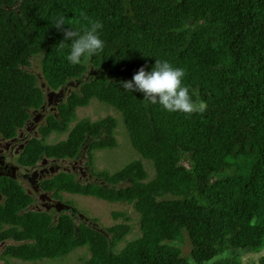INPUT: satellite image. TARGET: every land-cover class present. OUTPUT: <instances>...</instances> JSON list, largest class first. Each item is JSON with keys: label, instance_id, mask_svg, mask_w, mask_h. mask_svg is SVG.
Instances as JSON below:
<instances>
[{"label": "trees", "instance_id": "trees-1", "mask_svg": "<svg viewBox=\"0 0 264 264\" xmlns=\"http://www.w3.org/2000/svg\"><path fill=\"white\" fill-rule=\"evenodd\" d=\"M58 13L76 30L91 20L101 22L104 48L89 58L91 66L115 69L130 80L141 66L147 71L155 59H166L184 70L182 83L205 108L169 112L103 74L71 91L58 116L47 117L41 138L29 140L18 163L33 166L42 156L73 159L88 138H96L89 157L94 149L115 146L113 116L79 120L65 140L45 143L51 132H65L76 107L92 98L115 107L132 145L153 162V178L136 159L112 174L94 173L106 185L81 183L62 171L39 186L53 190L57 199L64 191L129 203L139 215L141 234L116 250L129 224L101 230L77 224L66 213L55 220L51 212L28 209L33 197L16 179L2 176L0 244L10 241L1 254L3 264L9 257L54 259L83 246L90 256L81 264H243L242 255L259 252L264 246V0H0V134L5 139L14 138L30 110L45 101L36 75L25 70L32 56L42 54V72L53 90L88 70L85 62H66L68 44L61 49L57 42L69 26H52ZM182 154L189 155V166ZM122 182L127 185L118 186ZM185 242L190 249L184 254ZM253 264H264V255Z\"/></svg>", "mask_w": 264, "mask_h": 264}, {"label": "rangeland", "instance_id": "rangeland-1", "mask_svg": "<svg viewBox=\"0 0 264 264\" xmlns=\"http://www.w3.org/2000/svg\"><path fill=\"white\" fill-rule=\"evenodd\" d=\"M192 22H187L186 26H192ZM42 54L32 56L30 65L25 67V70L33 73L37 77V84L40 86L45 95V101L41 108L30 110V120L26 123L24 128L20 129L18 134L12 139H5L0 134V177L10 176L16 179L25 190L33 195L35 202L28 209L51 212L55 220L61 213L71 215L77 224L88 223L96 225V228L110 227L116 223H127L131 226L128 234L121 240L116 250L125 246L128 241H131L140 236L139 215L134 209V206L125 202L104 201L93 196H84L69 192H60V199L55 198L53 190H43L39 184L45 180L52 178L59 172H67L73 174L77 181L81 183L93 182L102 183L107 182L104 179L97 178L94 173L99 171H108L114 173L122 169L133 160L141 159L142 163L148 173V179L153 178L155 169L153 162L143 158L135 149L130 140L129 134L124 124L122 114L113 106L104 103L97 98H92L88 105L76 107L75 118L68 124V129L63 132H51L45 139V143L55 144L59 141L65 140L70 129L82 119L89 121H97L106 116H113L116 119V127L114 136L116 138V145L109 148L94 149L89 157V145L96 138H88L81 146L78 155L73 158L55 159L45 158L37 162L35 166H22L18 163V157L27 145L30 139L36 137L41 138L40 128L46 124V119L49 115L54 114L58 116V106L65 102L69 93L73 90L78 91L79 87L84 81H88L97 74L106 75L109 79L128 80L124 74H117L115 69H108L105 66L93 67L89 59L85 62L88 70L78 78L68 79L67 82L57 90L49 87L44 78L41 67ZM91 161V164L89 163ZM182 163L186 166L191 164L188 154H182ZM228 172V171H226ZM229 173V172H228ZM127 183H119L118 186H124ZM3 194L0 193V201H4ZM60 203V204H59ZM114 213H123L125 217L113 216ZM96 220V221H92ZM10 243L7 241L0 244V264L5 262L1 258L6 245ZM189 242L183 244L184 254L190 249ZM264 255V246L257 253H246L241 256L243 264H253ZM90 256L88 247H78L68 255H64L54 259L44 258L37 261H24L9 257V264H81ZM239 257L240 255L237 254Z\"/></svg>", "mask_w": 264, "mask_h": 264}, {"label": "clouds", "instance_id": "clouds-1", "mask_svg": "<svg viewBox=\"0 0 264 264\" xmlns=\"http://www.w3.org/2000/svg\"><path fill=\"white\" fill-rule=\"evenodd\" d=\"M64 25H68L65 16L58 13L52 26L61 30ZM101 28L99 20H91L81 30L70 26L63 29V38L57 43L61 49L68 44L65 56L68 64L81 65L90 57L102 52L105 42L100 38ZM184 75L182 68L173 66L168 60L155 59L149 70L146 71L141 66L130 80L121 81L120 84L122 89L142 93L149 103H158L166 111L203 112L205 103L192 98L188 87L182 83Z\"/></svg>", "mask_w": 264, "mask_h": 264}, {"label": "flooded vegetation", "instance_id": "flooded-vegetation-1", "mask_svg": "<svg viewBox=\"0 0 264 264\" xmlns=\"http://www.w3.org/2000/svg\"><path fill=\"white\" fill-rule=\"evenodd\" d=\"M29 120H30V119H29ZM29 120H28V121H29ZM19 130H20V129H19ZM18 132H19V131H18ZM55 159H56V158H55ZM33 166H35V165H33ZM30 195H31V194H30ZM31 196L33 197V195H31ZM33 200H34V201L32 202V204H34V202H35L34 197H33ZM32 204H31V205H32ZM59 204H60V203H59ZM31 205H30V206H31Z\"/></svg>", "mask_w": 264, "mask_h": 264}]
</instances>
